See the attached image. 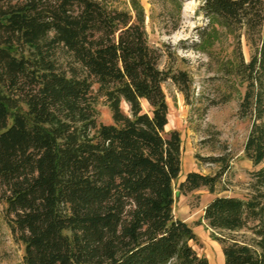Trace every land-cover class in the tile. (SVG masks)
Here are the masks:
<instances>
[{"label": "trees", "instance_id": "obj_1", "mask_svg": "<svg viewBox=\"0 0 264 264\" xmlns=\"http://www.w3.org/2000/svg\"><path fill=\"white\" fill-rule=\"evenodd\" d=\"M171 1L179 17L182 3ZM130 4L0 0V200L24 264H210L173 207L181 136L166 131L163 83L172 79L188 97L189 76L160 68L144 6ZM201 10L208 24L198 48L219 28L237 36V56L224 69L246 84L244 154L260 166L248 196L216 195L203 219L218 233L224 264H264V0H203ZM242 32L254 46L248 61ZM100 98L110 123L98 122ZM209 160L220 170L189 171L180 192H215L229 163Z\"/></svg>", "mask_w": 264, "mask_h": 264}, {"label": "rangeland", "instance_id": "obj_2", "mask_svg": "<svg viewBox=\"0 0 264 264\" xmlns=\"http://www.w3.org/2000/svg\"><path fill=\"white\" fill-rule=\"evenodd\" d=\"M124 10H132L130 0H102ZM146 13V31L149 44L161 51L160 68L177 72L185 71L189 76L188 97L179 86L168 79L163 90L168 102V124L166 131L177 129L181 136V172L174 181V212L189 223L198 236V243H192L200 255L208 258L210 264H224L222 247L218 235L203 219L206 204L215 195L246 197L251 192V171L254 166L245 154L244 146L250 132L252 119L239 113L240 101L246 84L228 74L224 66L235 60L238 51L237 36L219 28L217 39L206 46L201 44V31L208 19L201 10L203 0H180L178 7L171 0H140ZM177 19L179 26L173 29ZM241 53L246 61L254 53V46L242 32ZM97 86L95 85V88ZM143 109L149 111L146 100ZM122 108L129 111L123 102ZM98 122H112V115L103 98L97 103ZM224 157L229 163L215 192L206 187L182 193L179 183L189 171L216 174L221 165L209 160ZM6 203L0 200V264H24V244L15 239L4 209ZM238 237H249L250 232L241 231ZM245 235V236H244Z\"/></svg>", "mask_w": 264, "mask_h": 264}, {"label": "crops", "instance_id": "obj_3", "mask_svg": "<svg viewBox=\"0 0 264 264\" xmlns=\"http://www.w3.org/2000/svg\"><path fill=\"white\" fill-rule=\"evenodd\" d=\"M215 196H216V195H215ZM215 196H214V197H215ZM214 197H212V198H214Z\"/></svg>", "mask_w": 264, "mask_h": 264}]
</instances>
